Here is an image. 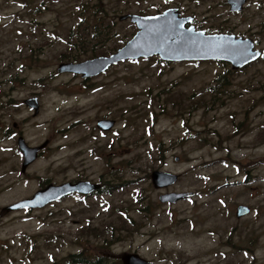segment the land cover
Wrapping results in <instances>:
<instances>
[{
  "label": "rangeland",
  "instance_id": "obj_1",
  "mask_svg": "<svg viewBox=\"0 0 264 264\" xmlns=\"http://www.w3.org/2000/svg\"><path fill=\"white\" fill-rule=\"evenodd\" d=\"M100 5L106 25L117 23L98 54L136 32L120 16L178 8L197 29L252 38L264 55V0H249L241 13L227 0H0V125L16 124L12 140L0 135V212L32 197L39 179L106 189L0 218V264H64L80 253L111 260L138 253L150 264H264V58L239 71L154 57L88 80L59 74L79 26L101 25L93 17L103 15ZM223 75L229 85L214 97ZM35 96L37 116L24 105ZM103 119L115 127L100 131ZM20 137L30 147L48 143L26 173ZM154 171L179 180L155 189ZM167 193L194 196L161 203ZM241 206L249 213L238 218Z\"/></svg>",
  "mask_w": 264,
  "mask_h": 264
},
{
  "label": "water",
  "instance_id": "obj_2",
  "mask_svg": "<svg viewBox=\"0 0 264 264\" xmlns=\"http://www.w3.org/2000/svg\"><path fill=\"white\" fill-rule=\"evenodd\" d=\"M247 0H229L232 12L242 11ZM121 21L130 20L137 27L136 34L121 48L110 56H100L83 62H64L58 66V73L80 75L84 79L98 76L112 66L129 60L150 59L159 57L165 62L184 61H218L229 63L234 70L242 69L261 56V51L255 50V42L250 38L237 37L230 34H207L197 30L192 17H182L179 9L170 8L156 15L129 14L120 17ZM24 104L34 110L35 116L40 112L38 97L24 101ZM115 121L100 120L97 128L103 132L112 130ZM29 147L23 138H19L18 147L24 161L22 173L36 161L39 151L45 147ZM156 189H165L178 182V175L154 171L151 176ZM99 184L89 181L67 182L62 185H49L35 193L31 198L4 207L0 218L21 209H41L50 202L65 198L71 194L91 195L100 189ZM193 193H170L160 196L161 203L175 204ZM249 213L248 207H238V218ZM123 264H149V261L137 253H125L119 256Z\"/></svg>",
  "mask_w": 264,
  "mask_h": 264
},
{
  "label": "trees",
  "instance_id": "obj_3",
  "mask_svg": "<svg viewBox=\"0 0 264 264\" xmlns=\"http://www.w3.org/2000/svg\"><path fill=\"white\" fill-rule=\"evenodd\" d=\"M23 1L25 2V0ZM96 8H97V11H99V13L103 12V15L98 14L97 16H95L93 12V17L101 18L102 20L100 22H101V25L104 27L99 25V21H96L95 22L96 24H94V26H90L87 23H84V25H80L78 35L74 38H71V40L68 41V45H70V51L62 53L61 61L80 62L86 59L97 57L99 55H107V54H98V49H100L99 48L100 46L105 45L107 42L110 41V39H112L116 35V32L114 30V25L117 22L113 21V23L106 25L104 19L107 18V11L104 10L103 5L96 6ZM90 9H88L87 7L85 8V11L87 13H90L91 12ZM140 14H143V13H140ZM208 32L209 31H207V33ZM128 40H129L128 38L125 41L123 40V43H126ZM227 77L228 76L223 75L217 80L216 82L217 88L212 89V95L214 97L217 96L219 92L218 89L221 90L219 94L225 93L227 86L229 85L226 82ZM39 83L42 84L44 82H39ZM64 261H65L64 264H122L120 261L106 259L104 256L92 258V257L85 255L84 253L70 255Z\"/></svg>",
  "mask_w": 264,
  "mask_h": 264
},
{
  "label": "flooded vegetation",
  "instance_id": "obj_4",
  "mask_svg": "<svg viewBox=\"0 0 264 264\" xmlns=\"http://www.w3.org/2000/svg\"><path fill=\"white\" fill-rule=\"evenodd\" d=\"M228 1L229 0H227V4L229 5V3H228ZM248 2H249V0H248ZM248 2L244 5V7H243V9H242V11H240V12H232L231 11V9H230V11L232 12V13H241V12H243V10L245 9V7L247 6V4H248ZM229 8H231V6L229 5ZM252 39V38H251ZM255 42V41H254ZM256 43V42H255ZM13 127L11 128V127H9L8 126V124H4V125H0V135L2 134V138H4L3 140H6V139H8V140H12L13 139V137L15 136V127H16V124H13L12 125ZM48 145V143L46 142V146ZM45 146V147H46ZM39 155L40 154H42V150H40L39 151V153H38ZM78 181H82V180H78ZM77 180H74V181H71L72 183H76V182H78ZM64 183H67V182H57L56 180H54V179H52V178H48V179H39V183H38V189H37V191L35 192V193H37L38 191H40V190H42V189H45V188H47L49 185H62V184H64ZM101 187H100V189H99V191H97V192H95V193H92V195H89V196H84V195H80V194H78V193H74V194H71V195H69V196H67V197H65V198H62V199H59V200H56V201H53V202H50L49 204H47L45 207H43V208H41V209H34V210H29V209H23V210H27V211H31V212H34V211H39V210H44V209H46V208H50V207H52V206H54V205H57V204H59V203H61V202H63V200L64 199H67V198H69V197H71V196H81V197H85V198H88V197H91V196H93V195H98V194H102V193H105L106 192V189H105V187L100 183L99 184ZM20 211H22V210H20Z\"/></svg>",
  "mask_w": 264,
  "mask_h": 264
}]
</instances>
